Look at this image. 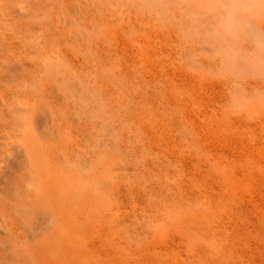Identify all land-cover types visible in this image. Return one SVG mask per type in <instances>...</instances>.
<instances>
[{
    "label": "rangeland",
    "instance_id": "1",
    "mask_svg": "<svg viewBox=\"0 0 264 264\" xmlns=\"http://www.w3.org/2000/svg\"><path fill=\"white\" fill-rule=\"evenodd\" d=\"M176 38L100 0H0V143L22 139L32 109L47 117L38 144L75 174L79 197L109 209L117 252L97 247L91 263L264 264V104L233 111L211 66L188 59L204 50L181 54ZM81 85L96 94L87 107ZM76 141L89 162H64Z\"/></svg>",
    "mask_w": 264,
    "mask_h": 264
},
{
    "label": "bare ground",
    "instance_id": "2",
    "mask_svg": "<svg viewBox=\"0 0 264 264\" xmlns=\"http://www.w3.org/2000/svg\"><path fill=\"white\" fill-rule=\"evenodd\" d=\"M211 3L212 0H187L188 7L181 9V14L187 15L190 20L189 30L211 18L213 15V9L209 7ZM190 16L195 17L189 18ZM258 26L264 29V21H258ZM173 33L180 40L178 45L181 54L212 47L213 42L210 40H206L209 44L207 45L203 40H184L179 33ZM201 42L206 45H202ZM203 65H209V62L204 61ZM219 81L227 103L232 93V82L224 78H220ZM259 86L260 82L255 79L245 84L248 90ZM42 116L40 117V111L32 109L28 116L23 118L26 123L28 122V126L25 127L26 132L24 128L22 129L25 132L22 139L18 141L20 138L18 134L19 137L13 135L17 141L12 140V134H9V137L7 135L9 132H6V136L3 133L2 139L5 136L11 141L0 143V264H94L93 261L91 263L90 254L96 251L97 247L104 246L108 249L110 257H114L117 251L114 250L109 233L103 227L109 217V209L99 207L90 196L79 197L80 186L75 180V174L62 165L59 154L38 144L33 135L40 128L41 122L46 121L47 117L44 114ZM1 122L0 124L5 126V122L4 124L2 120ZM75 147L81 148L82 144L76 141L75 146L73 144L66 145V148L63 146L64 162L67 163L74 158L80 162H89L87 159H90L88 158L91 157L90 153L85 149L75 152ZM19 153L27 158L29 168L27 170L30 172H27L28 176L23 172L16 173L20 180L14 177L16 175H12L15 173L14 166ZM156 208L158 209V205ZM212 211L214 210L210 209V212ZM193 220L195 221L194 217ZM193 220L191 218L189 222L192 223ZM184 223H182L184 229L192 227V224L185 226ZM176 225L182 227L181 222ZM194 227L195 232L188 229L191 233L194 232L192 234L201 232V229L197 230L199 228ZM174 228L179 229L175 226ZM180 231L183 232V229H179ZM119 238L117 236L115 241H119ZM188 244L185 243L187 247ZM85 253H90V256ZM85 255L88 256L84 257Z\"/></svg>",
    "mask_w": 264,
    "mask_h": 264
},
{
    "label": "clouds",
    "instance_id": "3",
    "mask_svg": "<svg viewBox=\"0 0 264 264\" xmlns=\"http://www.w3.org/2000/svg\"><path fill=\"white\" fill-rule=\"evenodd\" d=\"M100 6L109 13L143 17L161 29L179 34L190 25V20L181 14V9L188 7L187 0H100ZM209 7L213 15L195 27L193 40H210L212 47L189 56V61L196 67L208 61L212 75L231 80L229 107L233 111H243L249 98L264 104V29L258 26V21H264V0H212ZM55 70H64V66ZM252 79L261 86L249 92L245 84ZM79 95L83 107L96 99L85 85H81Z\"/></svg>",
    "mask_w": 264,
    "mask_h": 264
}]
</instances>
